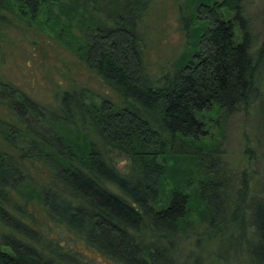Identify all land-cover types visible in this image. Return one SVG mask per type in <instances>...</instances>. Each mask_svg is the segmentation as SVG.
Wrapping results in <instances>:
<instances>
[{
  "label": "trees",
  "instance_id": "16d2710c",
  "mask_svg": "<svg viewBox=\"0 0 264 264\" xmlns=\"http://www.w3.org/2000/svg\"><path fill=\"white\" fill-rule=\"evenodd\" d=\"M108 2L110 21L77 1L61 19V0H0V20L12 10L31 22L43 14L118 98L64 89L58 122L43 116L49 130L40 133L12 119V108L39 113L0 74V103L7 99L0 108V264H239L214 242L229 227L246 243L245 264H264V188L248 197L242 171L232 189L211 131L264 91L256 77L264 40L250 49L240 0H192L187 44L153 83L134 29L147 0ZM112 150L128 157V168ZM30 156L42 163L37 176L26 164ZM230 204L239 225L224 213ZM192 218L201 228L182 258L177 235Z\"/></svg>",
  "mask_w": 264,
  "mask_h": 264
},
{
  "label": "rangeland",
  "instance_id": "374dc122",
  "mask_svg": "<svg viewBox=\"0 0 264 264\" xmlns=\"http://www.w3.org/2000/svg\"><path fill=\"white\" fill-rule=\"evenodd\" d=\"M70 1H77L79 9L84 7V11L102 16L107 21L111 19L108 0H61L68 8L61 6V19H66ZM240 7L252 34L250 49H256L264 40V0H240ZM7 12L8 18L0 20V74L12 81V87L32 101L33 108L39 113L37 116L24 107L21 112L12 108V119L20 117L40 133L48 132L49 125L43 116L57 123L58 94L72 87L84 89V93L95 99L101 95L118 99L114 90L87 65L80 53L67 45L64 38H57L56 30L47 24L43 14L31 22L20 18L13 10L12 14ZM234 21L238 27L239 18ZM73 22L74 37L80 40L82 30L76 20ZM192 23V0H147L145 9L135 19L134 29L140 38L144 71L150 82L158 83L160 77L173 67L176 56L187 44L186 30ZM256 77L264 88V61ZM259 90L251 94L246 108L236 107L224 118L219 117V126L211 127L216 137L217 166L225 175L231 176L232 189L239 185L244 171L248 197L262 195L264 188V91ZM6 100L3 99L0 108ZM110 155L120 168H128L129 159L124 154L112 150ZM26 164L34 176L43 168L41 161L34 156H30ZM227 209L225 215L234 217L239 225L241 214L235 212L231 204ZM189 223L177 235L178 252L182 258H186L188 251L195 247L196 234L201 228V221L195 218ZM234 228L229 227L214 242L223 255L245 264L246 243L241 241L238 228ZM244 237L253 240L247 230Z\"/></svg>",
  "mask_w": 264,
  "mask_h": 264
}]
</instances>
